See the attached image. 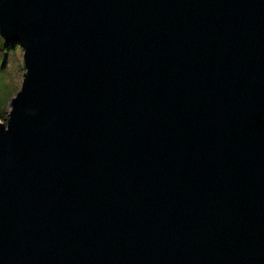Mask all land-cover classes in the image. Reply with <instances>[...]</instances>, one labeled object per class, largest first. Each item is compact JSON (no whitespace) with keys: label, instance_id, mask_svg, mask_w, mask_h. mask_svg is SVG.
I'll use <instances>...</instances> for the list:
<instances>
[{"label":"water","instance_id":"1","mask_svg":"<svg viewBox=\"0 0 264 264\" xmlns=\"http://www.w3.org/2000/svg\"><path fill=\"white\" fill-rule=\"evenodd\" d=\"M0 35V264H264V0H0Z\"/></svg>","mask_w":264,"mask_h":264},{"label":"rangeland","instance_id":"2","mask_svg":"<svg viewBox=\"0 0 264 264\" xmlns=\"http://www.w3.org/2000/svg\"><path fill=\"white\" fill-rule=\"evenodd\" d=\"M24 73L21 46L6 44L2 47L0 44V123L7 121L11 108L9 102L20 89Z\"/></svg>","mask_w":264,"mask_h":264},{"label":"trees","instance_id":"3","mask_svg":"<svg viewBox=\"0 0 264 264\" xmlns=\"http://www.w3.org/2000/svg\"><path fill=\"white\" fill-rule=\"evenodd\" d=\"M0 39H1V41H0V44L2 45V47L4 46V45H6L7 43L4 41V39H2V37H1V35H0ZM8 45V44H7ZM2 113L0 112V115H1Z\"/></svg>","mask_w":264,"mask_h":264}]
</instances>
